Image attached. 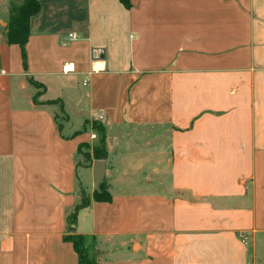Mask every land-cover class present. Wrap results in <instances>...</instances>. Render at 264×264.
Returning a JSON list of instances; mask_svg holds the SVG:
<instances>
[{
  "label": "crops",
  "instance_id": "1",
  "mask_svg": "<svg viewBox=\"0 0 264 264\" xmlns=\"http://www.w3.org/2000/svg\"><path fill=\"white\" fill-rule=\"evenodd\" d=\"M38 1L24 58L0 0V264H79L103 182L99 264H264V0Z\"/></svg>",
  "mask_w": 264,
  "mask_h": 264
},
{
  "label": "trees",
  "instance_id": "2",
  "mask_svg": "<svg viewBox=\"0 0 264 264\" xmlns=\"http://www.w3.org/2000/svg\"><path fill=\"white\" fill-rule=\"evenodd\" d=\"M125 7L131 8V0H120ZM40 10V3L38 0H20L17 2H12L11 11L8 23V31L6 33L7 42L17 43L21 46L23 50V56L25 58V44L30 36V19L32 16L37 14ZM34 85L40 86L39 83L34 80L31 81ZM97 123L100 124L98 127L100 129L101 139L100 144L94 149L93 158H103L106 156V146H105V128L103 125L95 121L93 123V128H97ZM97 130V129H96ZM101 191H94L93 199L96 201H111V194L108 190L106 182L101 183ZM91 198L86 197L83 194L81 202L76 205L74 211L68 216V222L70 225H75L77 222L78 211L88 205ZM75 229V228H74ZM64 239L73 244L74 250L78 256L79 264H99V260L95 256L91 257L89 246L87 245L86 236L77 233L74 236L65 235Z\"/></svg>",
  "mask_w": 264,
  "mask_h": 264
},
{
  "label": "rangeland",
  "instance_id": "3",
  "mask_svg": "<svg viewBox=\"0 0 264 264\" xmlns=\"http://www.w3.org/2000/svg\"><path fill=\"white\" fill-rule=\"evenodd\" d=\"M17 4L20 2V0H16ZM38 87V86H37ZM39 88H41V86H39ZM70 114L72 115V117L76 118V114L69 110ZM57 114H58V120L61 121V123L64 125V127H60L61 130H64V133H67L69 131V126H65L67 123V118L68 116L66 117L64 114L65 113H62L59 108H58V111H57ZM97 130L96 129H92L91 132H90V140L88 142H85L83 144L80 145L79 147V151L80 153L82 154L81 157L84 159V161H89L90 159H92L94 157V149L95 147H97L99 144H100V139H101V134H100V129L98 128L100 126L99 123H97ZM72 133H74L75 135L78 134V130L76 127L73 128V131H71ZM71 134V133H70ZM101 191V188L99 187V189L95 190V191ZM81 193V197H83V194L88 197V198H91V194L92 193H87L86 191H80ZM94 193V192H93ZM92 197H93V194H92ZM82 199V198H81ZM74 211V209H73ZM72 211V212H73ZM71 212V213H72ZM74 225H70V223L68 222V227H67V230H66V235L68 236H74L76 235L78 232L74 229ZM263 244L261 243L260 246H262ZM89 250H90V254H91V257L92 256H95L96 259H100V257L103 255V252L96 248V245L92 246V247H89Z\"/></svg>",
  "mask_w": 264,
  "mask_h": 264
},
{
  "label": "built area",
  "instance_id": "4",
  "mask_svg": "<svg viewBox=\"0 0 264 264\" xmlns=\"http://www.w3.org/2000/svg\"><path fill=\"white\" fill-rule=\"evenodd\" d=\"M71 34H73V33H71ZM69 37H70V38H73L70 34H69ZM98 118H99L100 120H103V119H104V116H102V115H98Z\"/></svg>",
  "mask_w": 264,
  "mask_h": 264
},
{
  "label": "clouds",
  "instance_id": "5",
  "mask_svg": "<svg viewBox=\"0 0 264 264\" xmlns=\"http://www.w3.org/2000/svg\"><path fill=\"white\" fill-rule=\"evenodd\" d=\"M73 38H74V36H75V34H70Z\"/></svg>",
  "mask_w": 264,
  "mask_h": 264
}]
</instances>
